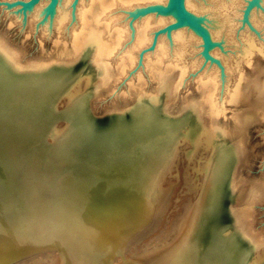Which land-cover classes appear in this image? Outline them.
Returning <instances> with one entry per match:
<instances>
[{"label": "bare ground", "instance_id": "1", "mask_svg": "<svg viewBox=\"0 0 264 264\" xmlns=\"http://www.w3.org/2000/svg\"><path fill=\"white\" fill-rule=\"evenodd\" d=\"M69 1L70 0H65L64 5L60 4V6L62 7H57L56 9V14L58 17L56 21L58 22L59 20L58 25L63 22L62 20H66L69 16L70 6H67ZM149 1L150 3H153L160 1L164 2L166 0ZM183 1L186 9L191 14H193V16H197V12L204 13L206 17V23L201 22V24L206 30V37L209 38L210 41L223 40L222 47L227 48L228 43L230 45L228 39H230L229 33L231 32L232 25V14L229 13L228 10L230 9V4L232 1ZM83 2L84 0H79V3L74 6V15H72L71 13L73 19L76 20V24L71 28L73 31L72 33L70 32L71 35H68L70 36L69 45H71V51H68V53H70L71 55L72 52V57L75 56L76 59L82 56H88L90 58L88 59L91 61L90 64L93 65L97 76V84L95 85L97 88H101L103 86L105 88V86H108L110 81L114 78L113 71H115L116 74L119 75L126 70L125 68H127L128 65L133 64L136 58V53H138L141 48L147 46L149 42L151 44L153 36L149 34L150 30H153L154 26L156 28L159 25H164L171 19V17H173H160L161 15H156L155 20H152L154 23L153 25L151 24V26L150 23L152 22V14L142 13L140 9L141 4L139 2H146V0H86L85 8V3L82 4ZM253 2H255L254 5L251 8H248V10L245 12V15L243 16L244 19L247 18V12L250 9L253 8L252 10L254 12H259V7L264 5V0H254ZM115 8H129L131 10H134V14H137V17L133 21L134 24H132L131 26L132 29L129 26L130 24L128 25L130 27L129 29L131 30L119 24V22L117 23V18L119 20L121 17H116L118 15L115 12L113 13L114 10L116 11ZM128 35L129 38L132 39V41L131 43L129 42L130 44L126 46L124 45V41L127 40ZM165 35H168L169 46L165 45L166 42L164 43L165 36L159 35L156 37L154 46L151 51H148L149 53L147 54H143L144 57L142 59L145 67L143 68L145 70L147 69L150 76L155 80L157 89L156 94H158V91L163 90L164 92H167L166 94H169L172 98V96L175 95L176 91L180 87V84L184 81L183 77L186 73V65H184L185 63L183 64L182 61L184 57L183 49L185 39H187L186 37H188L189 39L191 37L194 42L199 41V43H202V39L200 36H198V34H196V32L190 30L188 27L174 29ZM241 42V44L236 45L238 58L241 59V61H250L252 55L256 53H259L261 57L264 58L263 49L256 47L254 39L251 35L247 33L246 37L242 39ZM5 47L2 43H0V186L14 181V185H16L17 188L15 190L16 195H14L15 199L21 198L23 202H25L27 201V197L31 196L30 192L36 190L39 192L40 197H44L48 204L49 202L56 201L60 204H58V206L64 208V210L63 208H60L59 210L65 212V214L63 212L64 216L62 214L59 216H63L61 218H65V223H72L71 225L76 227H73V233L69 234L70 236L72 235V237L69 236V238H71V243L68 242L67 244H65V241H62V243H60V248H56L59 249L57 251H59L58 254H60L61 256L60 264H108L109 262L113 263L114 260L116 264L117 262L118 264H178L179 261H168L169 255H167L168 257H165L163 255L160 256L161 254H164L165 251L163 253L160 252V257L158 256L160 259L157 260L154 257H149L148 254H146V252L144 251H142V253L144 252L145 255H143V253L142 256L140 253L139 255L135 253V251H133V248L136 249L134 244V247H131L132 242L135 240V236L133 235L134 232L132 231L134 229L132 227V230L123 229L126 231L122 230V236L119 237L118 235V237H115L114 240L108 238L107 240H100L93 243L91 238L84 235L82 230L77 227V223H80L82 221L83 224V220L79 222L77 218L85 217L86 219V216H89L90 214L98 211L106 212L111 209L113 211H116V209H127V211H129V209H132L133 207V209H136L139 205H146L148 210V217H146L145 214L144 218L146 217L148 220L152 219V215L154 214L153 220L150 224H153L154 221L156 222L154 218H157V215H159V211L164 209L161 208L163 207V205L166 206V201L168 200L169 195L174 191L171 188L173 182H170L169 176L173 175L172 171L175 167H177V165L173 164V162L176 153L178 152H176V147L178 145L179 148V146H181L179 144H182H178V142H180L182 139H191V137V140H193V137H196L194 135H196L197 133L195 134L196 131L194 130V128H192L190 123V120L193 119L191 117L197 116L198 114L200 115L202 114L201 112L204 111L215 118L214 116L222 111V100L217 99L218 97L216 98V95L217 92L221 90L220 86H223V84L221 85L220 82H224L225 79V82H228V80L230 79V70L225 63L226 58L224 59L220 54H218L220 51L213 52V49H211V51H208L211 56H214L218 60L222 61L224 65L226 64L225 68L223 67L222 69V77H220L221 80L219 79L218 83V79H216L218 75L217 72L219 70H216L217 68H215L214 63L212 64L214 67H212L214 68V71L216 70L214 72L215 75H206L205 71V79L202 77L200 81L198 80V87L200 90L199 99L191 100L186 105H184L182 109L183 114L180 115L178 113L180 116H178L179 118L173 119L169 115L165 114L164 109L159 104V102L161 101H159V99L155 96H151L150 98L145 99L146 96H142L143 92H138L137 96H139L140 98L138 99L137 104H135V106L133 107V110L130 111L129 117H127L126 119L122 118L121 120L113 122L110 125H97L91 122L85 114L84 94L76 96L74 95V93L73 95L74 97H76L71 99V97H73L72 89L75 88L76 83L79 84V79H77V76L79 75V73H81L79 70L65 68V71H51L47 66L48 63L46 65V63L44 64V62H30L31 64L24 65L29 70L27 71V74H16V71H21L23 65H20L19 61L16 59L17 53L13 52L14 50H8L7 47ZM112 55L116 56L115 68L111 67ZM150 57L153 58V61H151ZM196 58L198 59V57ZM23 69L25 68L23 67ZM225 70L227 71V73ZM218 73L219 75L221 74L220 71ZM240 79L241 75L237 80L238 83H235L233 89L229 90L228 95L225 96L230 102H236L240 97ZM257 87L260 92L264 93V82H261ZM77 89L79 88L77 87ZM225 89V91H227L228 87H225ZM79 93L80 92H78V94ZM64 95L67 97H69L70 95L71 96L68 98V102H65L66 104L64 103L65 106L63 108H59L58 101L61 99V97L63 98ZM146 95L148 94L146 93ZM67 97H65V99ZM190 114H192L191 117ZM217 128H219L217 124L213 126V137L219 136L224 133V130H219L220 128ZM195 144L197 143L195 142ZM238 148L231 149L229 147H225L222 144H214L213 149L207 158V170L204 176L200 196H198L199 199L198 201H196L197 203L195 202V207L193 206L194 209L191 215L189 214L190 217L188 215L189 219L188 222H186L187 225L185 224V231L184 233H182L183 235L181 239H178L180 242H174L178 243V245L175 244L177 246H175V248H178L177 251L181 249V264H252V262L250 263V259L253 256V253H256V251H258L259 244L256 240H254V238L252 239V236L250 237V232L246 229V224L244 222V215L238 211H234L232 209L230 210L234 220V224L236 226V231L249 243L247 250L240 248L231 249L228 244V239H225L226 237L222 235V232L219 229V224L214 220V216L217 214V205L219 203L222 183L225 181L229 170H231L235 159H237V153H239ZM175 162L177 161L175 160ZM60 175L62 177H59ZM166 183L169 185L165 186ZM170 188L172 190V193H170ZM7 194L9 195V193ZM36 194H34L35 197ZM38 196L39 195L37 194L36 198H38ZM1 197H3V195ZM21 199L20 201H22ZM4 201L6 202V199ZM41 201H43V198ZM165 202L166 204H164ZM26 204L29 205V203ZM30 204L32 205L31 202ZM38 204L40 206L41 202ZM4 206L5 208H10L12 205ZM21 206L18 208L22 209L23 206ZM45 206L49 207L47 206V204ZM29 207L31 206L29 205ZM36 207L39 209L38 205L35 207L33 206V208H35V212L37 211ZM166 207L168 208V206ZM9 208L8 210L11 213L12 211H10ZM4 209L1 208L0 211ZM24 209L26 208H23V210ZM16 210L15 214L17 215V217H13L12 215V217L15 219L14 223L17 221L18 215H20L16 213ZM44 210L43 216L45 217L46 214L44 215ZM123 210H120L121 214ZM5 211L6 210H4V213L6 214L7 211ZM57 211L58 209L55 212L57 213ZM120 211L118 214H120ZM20 212L21 210H19V213ZM104 212H102V215L105 214ZM145 212L147 213V211ZM39 213L41 212L39 211ZM109 213L112 214V212ZM166 214L168 213L166 212ZM33 215L36 217V213ZM53 215H50L52 217V224L56 222L53 218H55L58 214H56L55 217H53ZM99 215L100 214H98V216ZM112 216H114V214ZM170 216L172 217L171 214ZM101 218H103V216H101ZM144 218L138 217V220ZM164 218L166 220V217ZM103 219H105V217ZM56 220L60 221V218ZM106 220H103V222ZM7 221L8 220L6 219V222ZM32 221H29V223ZM89 221L91 222V220ZM20 222L18 223L20 224ZM110 222L109 226H111L112 223L113 227L114 223ZM121 222H123V220H121ZM8 223L9 222L4 223V225ZM97 223L99 224L100 221ZM119 223L120 222L117 223L118 227L121 228L120 226H122L123 224L120 223L122 224L120 225ZM124 223L126 222L124 221ZM150 224L149 226L147 225L148 228L150 227ZM15 225L17 224L15 223ZM53 225L56 227V224ZM64 225L65 224L63 223L62 226ZM39 226L35 228L37 229L35 230L36 232L40 230L38 229ZM78 226H80V224ZM130 226L128 225V227ZM4 227L2 226L3 229ZM7 227H5V229H7ZM102 227L104 228V226ZM115 227L116 226H114L113 228ZM13 228L14 227L11 228L12 231H14ZM97 228H99V226ZM113 228L112 231H121L118 230L119 228L117 227L116 228L118 231H116V228ZM148 228L146 232L144 230L142 231V233L139 232V234L141 235L149 232L148 230L150 228ZM65 229L68 230L67 228ZM65 229L63 230L66 231ZM4 230L2 232H4ZM103 230H105V228ZM158 230L160 232V229ZM158 230L156 229V231ZM46 231H48L49 233V230ZM52 231H54V229H52ZM55 231L57 232V230ZM112 231L110 230V234H112ZM41 232L42 231H40V233ZM55 234L57 236L59 233ZM65 234H62L64 238L66 237L64 236ZM139 234L137 235L139 236ZM5 235L7 236V234ZM87 235H89V233H87ZM40 236H38L37 238L40 239ZM109 236L110 238H112L111 235ZM1 238L3 239V237ZM42 239L41 243L43 241ZM56 239L57 238H55V240ZM8 245L10 244L8 243ZM58 245L56 246L58 247ZM163 245L165 244L163 243ZM48 246H53V244L47 245L46 248H48ZM156 248L157 247H155V249ZM175 248L173 250H175ZM30 250L32 251L31 248ZM28 251L26 252L29 253ZM129 251L130 255L128 254ZM150 251L151 250L147 252ZM52 254L55 255L54 252ZM149 254H151V252ZM10 255L13 254H9V257H11ZM105 255H108V259L104 258ZM117 256H119V258H117ZM163 257L165 258L161 259ZM11 260L12 259H10V261ZM53 260L58 261V259Z\"/></svg>", "mask_w": 264, "mask_h": 264}, {"label": "rangeland", "instance_id": "2", "mask_svg": "<svg viewBox=\"0 0 264 264\" xmlns=\"http://www.w3.org/2000/svg\"><path fill=\"white\" fill-rule=\"evenodd\" d=\"M16 1H18V0H0V43H2L4 47L6 46L8 50H14L13 52L17 53L16 59L19 61L20 65H23V67L25 68V69H23V67H22L21 71H16L15 73L16 74H27V71H29V70L24 65H28L31 63H35V62H38V63L44 62V64L46 63V65L48 63L47 66L50 68L51 71H65V68L79 70L81 72L77 76V79H79L78 80L79 84H77V83L75 84L76 85L75 88L78 91H76L75 88L72 89L73 90L72 95L74 93H75L74 95H76V96L84 94V96H85V105H84L85 114L90 119L91 122H93L97 125H110L111 123L117 122L118 120H121L122 118L126 119L127 117H129L130 111L133 110V107L135 106V104H137V101L140 98L139 96H137L138 92L139 93L143 92L142 96H146L145 99L150 98L151 96H155L156 98H158L159 101H161V102H159V104L164 109V113L169 115L173 119H177L180 117L179 114L180 115L183 114L182 109H183L184 105H186L191 100H196V99L198 100L199 99L200 90L198 87L199 86L198 80L200 81L202 77L204 78L206 75H209V74L215 75L214 72L216 70H219L221 72V74L219 75V73H218L219 71H218L217 72L218 75L216 78V79H218L217 81L219 83V79L221 80L220 77H222L223 67L225 68V65L227 64V66L230 70L229 71V78L230 79L228 80V82H225L226 79L224 82H220L221 85L223 84V86H220L221 90H219V92H217V95H216V98L218 97L217 99L222 100V102H221L222 103V106H221L222 111L220 113H218L216 116H214L215 118H213L212 116H210L209 114H207L204 111H203L204 113L201 112L202 113V114H200L201 116L198 114L197 116L191 117L192 114H190V117L193 118L190 120L191 126L196 131L195 134L196 133L197 134L194 135L196 137H193L194 141L191 140L192 139V137H191V139L190 138L182 139L180 142H178V144L179 143H182V144H179V145H181V146H179V148L177 145L176 152L178 151L177 153L179 155L176 153V156H175V159L173 162V164L177 165V167H175V165H174L175 168L172 171L173 175L169 176L170 182H173L171 185V188L174 191L172 193V190L170 188V193H172V194L169 195L168 200L166 201L167 204H166V202L164 203V204H166V206H168V208L165 205H163V207L161 209H163V208L164 209L159 211V213H158L159 215H157V218L156 217L154 218V220H156V222L158 221L159 223L158 222L156 223L154 221L153 224H155V225L150 224L153 220L154 214L152 215V219L148 220L146 218V217H148L147 216L148 210H147L146 205H144V206L139 205L136 209H133L134 208L133 207L132 208L133 210L129 209V211H127V209L126 210L125 209L124 210L123 209H116L117 212L115 210L113 211L112 209L109 211H106V212L98 211V212L90 214L89 216H86L87 217L86 219H85V217L77 218L79 222L81 220H83V224H82V221L80 223H77L78 225L80 224V226H82L83 228L78 226V225H77V227H79L80 230H82L84 235L89 236L91 238V240L93 241V243L98 242L100 240H107L108 238L114 240L115 237L116 238L118 237V235H119V237L122 236L123 231L129 230L132 227L134 229V230H132V229L131 230L134 232L133 235L135 236L134 237L135 240L134 239L133 240L135 242L134 241L132 242L131 247L135 246V248L137 249L136 250L133 248V251H135V253H137L138 255L140 253L142 256V254L144 252H146V254H148L149 257H154L156 260L160 259L159 257L162 255L165 257H168L167 255H169L168 261H170V262L179 261L178 264H181V260H180V259H182L181 252H180L181 249H179V251H177L178 248L176 249L175 246L178 245V243L180 242L179 240L181 239V237L183 235L182 233H184V231H185L184 228L187 225L186 222H188V219H189V217H190V215H191V213L195 207V204L197 203L196 201H198V199H199L198 196H200V192H201V189L203 186L202 184L204 181V176H205V173L207 170V163H206L207 158L210 155L214 144H222L225 147H229L231 149H236L238 147H240V148H238L239 153H237V157H236L237 159H235L233 166L231 167V170H229L225 181L222 183V189H221V194H220L221 198H220L219 203H218L217 214L214 216V218H215L214 220L216 223L219 224V229L222 232V235H224L226 237L225 239H228V244H229L231 249L232 248L233 249L234 248H240V249H246L247 250L249 243L243 236H241L236 231V226L234 224V220H233V217H232L230 210L232 209L234 211H238V212L242 213L245 217L244 222L246 224V229L250 232L249 233L250 237L252 236V239L254 238V240H256L259 244L258 245L259 249H258V251H256V253H253V256L250 259V263L252 262V264H264V93L260 92V90L257 87L261 82H264V58H262L259 53H256V54L252 55V57L250 58V61H248V62L241 61V59L238 58V53L236 50V45L241 44L242 39H244L248 33L249 35H251L253 37L256 47L261 48L264 51V37H263V35H264V5L262 4L263 6L259 7V10H260L259 12H254L252 10L253 8L247 12V18L245 20L249 24H251V26H250L243 19L244 18L243 16L245 15V12L247 11L246 10L244 12V10L247 6L248 0H231L232 2L230 4V9L228 10V12L232 14L231 15L232 16L231 32L229 33L230 39H228V42H230V45L228 43V47L223 48L222 47L223 40H216V41H213V42H215V45H214V47H212V49L214 50L213 52H219L220 51L218 54H220L224 59L226 58L225 59L226 62L224 61L226 63L225 65L220 60H219L220 65L217 62H215V61H217L216 60L217 58L214 56H212L214 60L213 59L212 60L205 59V57L202 55V52H201L202 51L201 43H199V41L194 42V40L191 37H190V39L188 37H186L187 39H185V44H184V49H183L184 57L182 60L183 64L185 63L184 65H186V73L183 77L184 81L181 83L182 85L180 84V87L178 88V90L176 91V93L174 95L175 97L172 96V98H171V96L169 94H166L167 92H164L163 90L158 91V94H156L157 89H156L155 80L150 76L148 70L144 69L145 67H144V62H143L142 58L144 57L143 54H147V53H149L148 51H151V49L147 50L149 48L150 42H149V44L147 43L148 44L147 46L141 48V50H139L138 53H136V58H135L134 63L128 65L129 68L127 66V68H125L126 70L123 73L119 74L120 76L117 75L115 71H113L114 72L113 73L114 78L110 81L108 86H105V88H104V86L101 88H97L95 86L97 84V81H96L97 76H96L95 69H94L93 65L90 64L91 63V61L89 60L90 58L88 56H82V57H79L76 59L75 56H73L74 58L72 57V52H71V55H70V53H68V51L69 52L71 51V47H70L71 45H69L70 36H68V35H71V33L73 32L71 28H72V26H74L76 24V20L73 19L72 15H74V13H75L74 12V6L79 3V0L78 1L77 0H70L68 2L67 6L68 7L70 6L69 16L66 20H62L63 22H61L60 25H58L59 20H58V22L56 21L58 19L57 14H56L57 13L56 9H57V7L58 8L62 7V6H60V4L64 5L65 0H63V1L57 0V3L51 6L52 12L54 11V13L52 15L47 9L50 0H40V2H38L34 7L27 8V9H22L21 5L18 3L14 4V5H9V4L14 3ZM148 1L146 0V2H139L141 4L140 7H143L144 4L146 5L147 3H150V1L149 2ZM160 2H163V1H160ZM160 2H153V3H160ZM82 4H84V8H85L86 0H84V2ZM254 7H256V6H254ZM115 9L117 12L114 10L113 13L115 12L118 15L116 17H119V18L121 17L119 20L117 18V20H116L117 23L119 22V24H121L125 28L129 29L132 26V24H134L133 21L137 17V14L136 13L134 14L133 13L134 10H131L129 8H127V9L115 8ZM71 13H72V15H71ZM119 14H121V15H119ZM196 14H197V17L200 19V22L206 23V17L204 15V13L197 12ZM154 15H155V17H154ZM156 15L157 14H152L151 21L155 20ZM233 15H234V18H233ZM160 17H162V15ZM153 21L150 23V25L151 24L153 25V23H154ZM131 22H133V23H131ZM160 26H162V25H159L156 28L154 26L153 30H150L149 34L153 36L155 29H157ZM131 29H132V27H131ZM131 29H129V30H131ZM161 35L165 36L164 37V43L166 42L165 45L169 46L168 35L166 36L165 33L161 34ZM131 41H132V39H130L129 35H128L127 40L124 41V45H126V46L129 45L131 43ZM233 46H235V47H233ZM210 51H211V49H210ZM68 54H69V56H68ZM215 56H217V55H215ZM196 57H198L199 60ZM150 58H151V61H153V58L152 57H150ZM115 59H116V56L112 55V58H111V64H112L111 67L112 68H115V66H116ZM194 59L197 61H195ZM207 60H208V62H207ZM239 61H240V63H239ZM67 63H69V64H67ZM237 63H239V64H237ZM212 64H214L215 68H217L215 71L213 68L214 66ZM210 68L212 69V71ZM205 71H206V75L204 74ZM226 73H227V71H226ZM240 75H241L240 97H239L238 101L230 102L228 100V98H226L225 96L228 95L229 90L233 89L235 83H238L237 80H238ZM226 77H227V75H226ZM138 84H139V86H138ZM77 87L79 89H77ZM225 87L226 88L228 87L227 91H225L226 90ZM78 92H80V93L78 94ZM146 93L148 95H146ZM74 95H73V97H71V99L76 97V96L74 97ZM65 97H67V96L64 95L63 98L61 97V99L58 101V107L59 108H61V107L63 108L65 106L64 103L68 102L67 100L69 97H67L66 99H65ZM62 99H64V100H62ZM161 103L163 104V106ZM216 124L220 128V129L219 128H217V129L224 130V133L219 135V136L213 137V134H212L213 130L212 129H213V126H215ZM183 140H184V142H183ZM195 142L197 144H195ZM183 156H184V158H183ZM175 160L177 162H175ZM232 170H233V173H232ZM59 177H62V176L60 175ZM168 185L169 184L166 183L165 186H168ZM4 186H6V187H4ZM0 189H2V190H0V192H1L0 198L2 199V200L0 199V201H1L0 207L2 209H4L5 208L4 205H7V206L12 205L10 208L6 206L7 208L4 209L7 211V212L5 211L7 215L4 213V210H1L2 212L0 211V214H2V215H0L1 216L0 217V219H1L0 220V226L1 225L3 227L8 226L7 229H5V227H4L5 230L2 228V226L0 227V233H2V234H0V242H1L0 243V264H4V263L5 264H7V263L8 264H60V257L61 256H60V254H58L59 251H57L59 249H56V248H60V246H61L60 243H62V241H65V244H67L68 242L71 243V238H69V236H70L69 234L70 233L72 234L73 233L72 230L74 229L73 227H76V226H72L71 225L72 223H67V222L65 223V221H64L65 218H61L64 216L65 212L62 210L61 211H59V210H60V208H63V207L58 206L59 203H57L56 201L55 202L54 201L53 202L48 201L49 202V204H48L47 201L42 196L41 197L43 198L44 202L41 201L42 198L40 197L39 192L36 190H35L36 192L32 191L34 193L30 192L31 196L27 197V201L29 199L28 202L27 201L23 202V200L21 198L15 199L14 195H16L15 190L17 188H16V185H14V181H11L8 184L6 183L5 185H1ZM7 193H9V195ZM36 193L39 195L38 198H36L37 197ZM174 193H175V195H174ZM34 194H36V197ZM2 195L4 198L1 197ZM28 195H29V193H28ZM5 199H6V202L8 204L4 201ZM9 199H11V200H9ZM20 199L22 201H20ZM38 199H40V200H38ZM37 201H38V203L41 202L40 206L37 203ZM21 202H22V204H21ZM30 202L32 203V205L30 204ZM33 202H34V204H33ZM174 202H176V203H174ZM26 203H29V205L31 207H29V205ZM45 203L50 208L46 207ZM53 204H55V205H53ZM176 204H178V205H176ZM2 205L4 208L2 207ZM37 205H38L39 209L36 207L37 211L35 212V210H34L35 208H33V206L35 207ZM20 206L22 207V209L18 208ZM164 206L166 207V209ZM169 206H171V207H169ZM178 206H180V207H178ZM53 207H54V209H53ZM172 207H174V208H172ZM8 208L10 209V211H12L11 213L9 212ZM11 208H12V210H11ZM17 208L19 210H21L22 213L21 212L19 213V210ZM23 208H26V209L23 210ZM31 208H33V209H31ZM56 208L59 211V212L57 211V213L55 212L57 210ZM169 208H171V209H169ZM41 209H43V210L45 209L48 211L47 212L44 210V215L46 214L45 217L43 216V210H41ZM15 210H16V213L20 214V215H18V218H20V219L17 218V221L15 222L17 225H15V223H14L15 219L13 218L14 216L17 217V215L15 214ZM30 210L31 211L34 210V211L31 212ZM63 210H64V208H63ZM120 210L121 211L123 210V212H124V213L122 212L123 215L121 214ZM144 210L147 211V213ZM169 210H171V211H169ZM39 211L42 214L39 213ZM53 211L58 215H56ZM119 211H120V214H118ZM130 211H131V213H130ZM13 212H14V214H13ZM27 212L28 213L30 212V213L28 214ZM34 212L36 213V217L33 215V214H35ZM63 212H64V214H63ZM102 212H104L105 214L102 215ZM109 212H112V214ZM166 212L168 214H166ZM3 213L5 214V216ZM8 213H9V215H8ZM25 213H27L28 215ZM47 213H48V215H47ZM143 213H144V215H143ZM37 214H38V216H37ZM49 214L50 215L55 214L56 217L60 218V221L56 220L59 218H56L55 215H53V217H55L53 219L56 221V222H54V220H53V222H54L53 224H56V227L51 223L52 217ZM61 214L63 216H59ZM98 214H100V215L98 216ZM113 214H114V216H112ZM145 214H146V217L144 218ZM170 214L172 215L173 218L170 216ZM12 215H13V217H12ZM25 215H27L29 217H27ZM119 215L122 217H120ZM127 215H129V216H127ZM140 215L144 219L138 220V217L141 218ZM188 215H189V217H188ZM101 216H103V218L105 217V219L101 218ZM163 216L166 217L167 221L165 220V218ZM5 217L8 220L7 222H9L10 224L11 223H13V224L10 225L8 223V224H6L7 226L4 225V223H7ZM37 217H38V219H37ZM41 217H42V219H41ZM169 217H170V219H169ZM8 218L9 219L12 218L13 220L12 219L9 220ZM114 218L116 221L114 220ZM122 218H124V219H122ZM108 219H109V221H108ZM185 219H186V221H185ZM84 220H85V222H84ZM89 220H91V222ZM103 220H106L108 224L106 223V221L103 222ZM113 220L115 221V223ZM121 220H123V222H121ZM20 221H23V222H20ZM29 221H32L33 223L35 221V223H34L35 225L32 222L29 223ZM47 221H50V222H47ZM99 221H100V223L98 224L97 222H99ZM110 221L113 222L114 223L113 225L116 226L117 228H119L117 223L118 222L122 223L123 225L119 223L122 226L119 225L121 228L118 229V230H121L120 232H122V233H120L116 227H115L116 231H118V232H115V230L112 231V228L114 226L112 227V223ZM124 221L126 223H124ZM141 221H142V225H141ZM18 222H20V224ZM24 222L25 223L28 222V223H26L27 226ZM109 222L111 223V226H109L110 225ZM137 222H139V223H137ZM63 223L65 224L64 226H62ZM88 223H90L91 225ZM143 223H145V224H143ZM23 224H25V225H23ZM136 224H138V225H136ZM149 224H150L149 228L151 229V231L148 228ZM21 225H23V226H21ZM30 225H32L33 227L36 225H37L36 227H38L40 225L38 228L40 230L36 232L35 231V230H37V229H35L36 227L33 228ZM50 225L52 227H55V228H52ZM84 225H87V226H84ZM128 225L129 226L131 225V226L128 227ZM151 225H153V226H151ZM43 226H44V228H43ZM46 226H50V227H46ZM58 226H60L61 228ZM98 226H99V228H97ZM102 226H104L105 230H103L104 228ZM136 226H137V228H136ZM10 227L11 228L14 227L13 228L14 231H12V229ZM64 227L67 229L69 227H71V228L66 230ZM110 227H112V228H110ZM126 227H128V228H126ZM134 227L138 230H136ZM139 227L142 229H140ZM164 227H165V229H164ZM50 228L54 229V231H52V229H50ZM58 228H60V229H58ZM115 228H113V229H115ZM147 228L149 229L148 230L149 232H147L145 234H141V235L139 234V232L142 233V231H144V230L146 232ZM17 229H18V231H17ZM63 229H65L66 231H64ZM109 229L112 231V234H114V233L115 234L117 233V234L116 235L114 234L115 236L110 234L111 232ZM123 229H126V230H123ZM156 229L157 230L160 229V232H159V230L156 231ZM3 230H4V232H2ZM46 230H49V233ZM55 230H57V232ZM69 230H71L72 232ZM7 231H9V232H7ZM34 231H35V236H34ZM40 231H42V232L40 233ZM61 231L62 232L64 231V232L62 233ZM107 231H109V232H107ZM248 231H247V233H248ZM65 232H66V234H65ZM85 232L89 233V235H87V233H85ZM37 233H39V234H37ZM51 233L54 235H52ZM55 233H57V234L59 233V234L56 236ZM5 234H7V236ZM62 234H65L64 236H66V237L64 238ZM107 234L111 235L112 238H110V236ZM137 234H139L140 237ZM150 234L153 236H151ZM37 235L38 236L41 235L40 239L37 238L38 237ZM157 235H158V237H157ZM1 237H3V239ZM42 237H43V239H42ZM53 237H55L57 239L55 240V238H53ZM70 237H72V235ZM98 237H100V238H98ZM105 237H106V239H105ZM35 239L37 242L35 241ZM41 239L43 240L42 243H41ZM58 239H62V240H58ZM176 239L177 240L179 239V240L177 241ZM145 240H146V242H145ZM48 241H49V243H48ZM43 242H44V245H43ZM174 242H178V243H174ZM8 243L10 245H8ZM163 243L165 245H163ZM52 244H53V246L55 244L56 245L59 244V245H58V247L55 245L54 247L48 246V248H46L47 245H52ZM133 244H134V246H133ZM2 245H4V246H2ZM167 246H169V247H167ZM131 247H129V248H131ZM155 247H157V248L155 249ZM30 248L32 249V251L30 250ZM174 248H175V250H173ZM28 250H30V251H28ZM46 250H48V251H46ZM149 250H151L150 251L151 254H149L150 252H147ZM154 250H155V253H154ZM9 251L13 254V255H10L11 257H9V254H11ZM17 251L18 252L20 251V252L18 253ZM26 251H28L29 253H27ZM51 251H53L55 253V255L52 254L53 252H51ZM142 251H144V252L142 253ZM170 251H172V252H170ZM23 252H25V253H23ZM160 252L161 253L164 252V254H161ZM167 253H169V254H167ZM1 254H3V255H1ZM128 254L130 255V251L128 252ZM152 254H154V255H152ZM143 255H145V253ZM165 257H163L161 259H164ZM104 258L108 259V255H105ZM117 258H119V256H117ZM175 258H177V259H175ZM10 259H12V260L10 261ZM53 259H58V261L56 260L57 261L56 262ZM4 260H5V262H4ZM110 263H112V262H109L108 264H110ZM114 263H115V260L112 264H114ZM117 264H118V262H117ZM119 264H121V263H119Z\"/></svg>", "mask_w": 264, "mask_h": 264}, {"label": "water", "instance_id": "3", "mask_svg": "<svg viewBox=\"0 0 264 264\" xmlns=\"http://www.w3.org/2000/svg\"><path fill=\"white\" fill-rule=\"evenodd\" d=\"M253 1L254 0H248L247 6L244 12L248 10V8H251L254 5L255 2ZM38 2H40V0H18L9 5H14L18 3L21 5L22 9H27V8L34 7ZM56 3H57V0H50L49 2L47 9L51 13V15L54 13V11L52 12L51 10V6ZM140 9H141V12L145 14L173 16L167 23L155 29L153 33L152 42L147 50H150L153 48L154 42L157 36L164 34V33L168 34L174 29L188 27L189 29L193 30L194 32H196V34H198L201 37L202 39V43H201L202 51L201 52H202V55L205 57V59H210V60L213 59V57L208 53V51L212 49V47H214L215 42L210 41L209 38L206 37L207 36L206 30L204 26L201 24L200 19L197 16H193V14H191L186 9L183 0H166L160 3H150V4L144 5L143 7H140ZM244 21L246 20L244 19ZM249 25L251 26V24ZM216 60L217 61L215 62L219 64L218 62L219 60L218 59ZM220 198L221 197L219 196V200Z\"/></svg>", "mask_w": 264, "mask_h": 264}]
</instances>
